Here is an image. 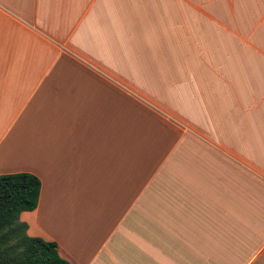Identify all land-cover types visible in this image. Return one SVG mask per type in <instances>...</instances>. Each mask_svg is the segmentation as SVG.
Instances as JSON below:
<instances>
[{"label": "crops", "instance_id": "obj_1", "mask_svg": "<svg viewBox=\"0 0 264 264\" xmlns=\"http://www.w3.org/2000/svg\"><path fill=\"white\" fill-rule=\"evenodd\" d=\"M70 264H264V0H0V174Z\"/></svg>", "mask_w": 264, "mask_h": 264}, {"label": "trees", "instance_id": "obj_2", "mask_svg": "<svg viewBox=\"0 0 264 264\" xmlns=\"http://www.w3.org/2000/svg\"><path fill=\"white\" fill-rule=\"evenodd\" d=\"M41 179L30 172L0 174V264H70L55 241L28 233L20 216L37 208Z\"/></svg>", "mask_w": 264, "mask_h": 264}]
</instances>
